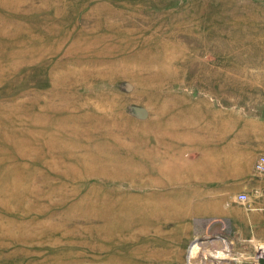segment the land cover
<instances>
[{
  "label": "rangeland",
  "instance_id": "obj_1",
  "mask_svg": "<svg viewBox=\"0 0 264 264\" xmlns=\"http://www.w3.org/2000/svg\"><path fill=\"white\" fill-rule=\"evenodd\" d=\"M262 156L264 0H0V264H258Z\"/></svg>",
  "mask_w": 264,
  "mask_h": 264
},
{
  "label": "crops",
  "instance_id": "obj_2",
  "mask_svg": "<svg viewBox=\"0 0 264 264\" xmlns=\"http://www.w3.org/2000/svg\"><path fill=\"white\" fill-rule=\"evenodd\" d=\"M258 161L255 163L256 172H258L256 168ZM253 175L254 173L251 169L250 172L245 174L239 172L237 176L234 175L233 178L228 179L225 184L219 186V190H226V192H223L225 197L231 198L230 201L223 206V208H220V211L222 212L220 215H223L234 222L242 219L245 223V228L250 231V236L258 237L261 242H264V205L254 206L251 199H249V196L247 195V193H255L260 197H264V176L253 177ZM241 194L247 195V202H241L239 200V196ZM233 204L243 205V207L247 210V220L245 218L240 219L237 216V210L233 208Z\"/></svg>",
  "mask_w": 264,
  "mask_h": 264
},
{
  "label": "built area",
  "instance_id": "obj_3",
  "mask_svg": "<svg viewBox=\"0 0 264 264\" xmlns=\"http://www.w3.org/2000/svg\"><path fill=\"white\" fill-rule=\"evenodd\" d=\"M256 167H257V170H258V171H260L261 173H264V157H261V158H260V160L258 161ZM239 200H240L241 202H247V201H248V197H247V195H245V194H241V195L239 196Z\"/></svg>",
  "mask_w": 264,
  "mask_h": 264
},
{
  "label": "bare ground",
  "instance_id": "obj_4",
  "mask_svg": "<svg viewBox=\"0 0 264 264\" xmlns=\"http://www.w3.org/2000/svg\"><path fill=\"white\" fill-rule=\"evenodd\" d=\"M198 248H199V247L196 248V251L198 250ZM196 251H195V253H196ZM221 251H222V250H221ZM195 253H194V254H195ZM221 253H222V252H221ZM194 254L191 255V259L194 257ZM216 254H219V253H216ZM196 255H197V254H196ZM195 257H196V256H195ZM212 258H213V257H212ZM215 258H218V259H219V258L224 259V258H226V254H225V255H223V254H219V256H216ZM219 260H220V259H219ZM189 263H190V264H194V263H192L191 261H189Z\"/></svg>",
  "mask_w": 264,
  "mask_h": 264
},
{
  "label": "water",
  "instance_id": "obj_5",
  "mask_svg": "<svg viewBox=\"0 0 264 264\" xmlns=\"http://www.w3.org/2000/svg\"><path fill=\"white\" fill-rule=\"evenodd\" d=\"M258 264H264V257L259 258Z\"/></svg>",
  "mask_w": 264,
  "mask_h": 264
}]
</instances>
